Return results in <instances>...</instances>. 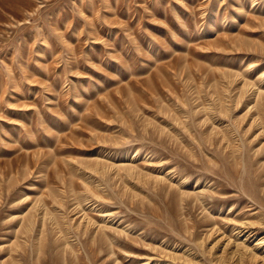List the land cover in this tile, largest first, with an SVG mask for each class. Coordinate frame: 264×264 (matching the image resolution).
Instances as JSON below:
<instances>
[{
	"label": "rangeland",
	"instance_id": "obj_1",
	"mask_svg": "<svg viewBox=\"0 0 264 264\" xmlns=\"http://www.w3.org/2000/svg\"><path fill=\"white\" fill-rule=\"evenodd\" d=\"M0 264H264V0H0Z\"/></svg>",
	"mask_w": 264,
	"mask_h": 264
}]
</instances>
